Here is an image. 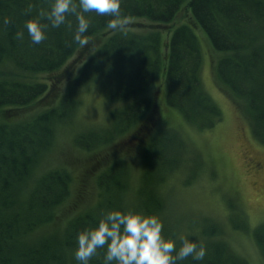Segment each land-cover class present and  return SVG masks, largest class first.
<instances>
[{
  "label": "trees",
  "instance_id": "trees-1",
  "mask_svg": "<svg viewBox=\"0 0 264 264\" xmlns=\"http://www.w3.org/2000/svg\"><path fill=\"white\" fill-rule=\"evenodd\" d=\"M186 1L121 0L123 16L153 22L155 27L148 30L150 33L131 28L112 30L107 25L113 17L97 16L95 12L87 14L91 24L84 35L89 39L102 38V42L59 93L65 81L60 71L81 48L73 40L76 18L68 17L71 29L67 25L58 29L49 25L47 39L34 45L25 22L38 17L41 9H48V0H0V64L6 60L14 64L8 73L0 74L3 75L0 109H4V114H14L43 102L27 120L12 125L3 116L5 119L0 123V264H77L74 258L77 234L96 227L101 219L97 213L101 206H98L70 220L61 234L28 239L39 225L55 218L56 209L70 196L72 176L65 169L42 175L28 197L21 200L41 154L54 142L56 125L70 118L78 107L82 87L99 81L110 103H122L111 110V122L106 130L89 131L76 138L77 145L88 151L132 129L130 138L115 143L117 154L121 148H131L160 124L156 97L150 98L147 93L164 62L167 104L198 127L210 128L222 121V111L202 87V55L191 27H177L170 40L162 45L161 31L169 29ZM187 10L192 14L193 25L203 28L213 46L225 52L218 63V78L232 94L245 101V108L253 118V132L264 143V0H188ZM6 18L10 23L4 24ZM42 23L48 22L42 20ZM21 31L23 41L15 38ZM39 73L55 76L43 80L27 78V74ZM177 137L174 131L159 130L144 150L146 170L159 172L154 188L180 163V150H175L181 147ZM172 153L174 158H170ZM165 154L167 157H163ZM96 176L102 194L113 188L116 197L122 199L128 186L124 161H115ZM149 202L144 205L143 213L159 217L164 201L156 195ZM216 231L217 228L211 227L205 232L210 236ZM253 238L264 255V224L253 230ZM206 247L203 261L189 257L183 264H247L224 242ZM105 251L106 246L99 249L89 264H102Z\"/></svg>",
  "mask_w": 264,
  "mask_h": 264
},
{
  "label": "rangeland",
  "instance_id": "rangeland-1",
  "mask_svg": "<svg viewBox=\"0 0 264 264\" xmlns=\"http://www.w3.org/2000/svg\"><path fill=\"white\" fill-rule=\"evenodd\" d=\"M187 4L188 0L178 17L169 24V29L161 31L162 45L170 40L177 27H191L202 55V87L222 111V121L214 127H198L190 123L177 108L167 104L166 63L163 61L161 73L147 93L150 98L156 97L160 124L131 148H121L117 154L114 153L118 147L115 143L130 138L132 129L118 135V139L88 151L77 145L76 138L89 131L106 130L111 122V110L122 106L120 102L110 103L106 99L99 81L90 82L80 89V103L70 118L56 125L54 142L41 154L27 180L21 200L28 197L42 175L55 169H65L72 176L70 196L56 209L55 218L39 225L28 239L61 234L70 220L98 206H101L97 211L101 218L111 210L143 213L144 205L157 195L165 204L159 218L163 221V235L167 234L166 238L175 239L178 235H185L198 244L202 243L206 249L210 243L221 241L247 264H264V255L253 238V230L264 224V143L253 132V118L245 108V101L232 94L229 87L218 78V63L225 52L213 46L203 28L193 25ZM152 23L145 18L131 19L127 28L150 33L155 27ZM138 24L141 26H130ZM101 39H89V44L78 49L64 70L60 71L65 81L59 93L65 90L69 79L78 73L102 42ZM12 67L13 62L6 60L0 64V74L8 73ZM3 75H0V79ZM49 76L55 74H27L29 80H43ZM42 105L43 102H40L14 114H4V109H0V123L5 118H9L12 125L20 123L29 119ZM159 130L178 134L181 147L175 150H180V163L166 176L164 182L154 188L159 172L155 169L146 170L144 150ZM171 155L170 158H174L175 153ZM163 157H167V154ZM118 160L124 161L128 169V186L121 200L116 197L113 188L102 194L96 176ZM147 171V176H150L148 180L145 178ZM211 227L217 228V231L208 236L205 231Z\"/></svg>",
  "mask_w": 264,
  "mask_h": 264
},
{
  "label": "clouds",
  "instance_id": "clouds-1",
  "mask_svg": "<svg viewBox=\"0 0 264 264\" xmlns=\"http://www.w3.org/2000/svg\"><path fill=\"white\" fill-rule=\"evenodd\" d=\"M48 3V9H41L38 17L25 22L34 45L47 39L49 25L56 29L67 25L71 29L70 16L77 22L73 40L81 47L89 44V38L84 35L91 24L89 13L113 17L107 25L112 30L125 31L131 23V18L121 13V0H48ZM42 20L48 23H42ZM3 22L8 24L10 20L6 18ZM15 38L23 41L24 33L17 32ZM163 228V221L156 215L133 210L107 211L96 227L77 234L74 258L77 264H89L92 257L98 255V250L106 246L102 264H183L189 257L196 262L204 260L206 248L202 243L185 235L165 238Z\"/></svg>",
  "mask_w": 264,
  "mask_h": 264
}]
</instances>
